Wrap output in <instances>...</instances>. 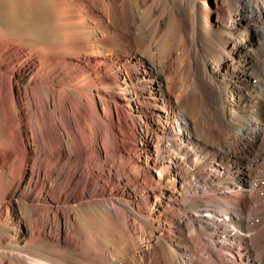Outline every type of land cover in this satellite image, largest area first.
Here are the masks:
<instances>
[{
  "label": "bare ground",
  "instance_id": "bare-ground-1",
  "mask_svg": "<svg viewBox=\"0 0 264 264\" xmlns=\"http://www.w3.org/2000/svg\"><path fill=\"white\" fill-rule=\"evenodd\" d=\"M35 1L45 36L0 28V264H264V0Z\"/></svg>",
  "mask_w": 264,
  "mask_h": 264
},
{
  "label": "rangeland",
  "instance_id": "rangeland-1",
  "mask_svg": "<svg viewBox=\"0 0 264 264\" xmlns=\"http://www.w3.org/2000/svg\"><path fill=\"white\" fill-rule=\"evenodd\" d=\"M201 2L204 13L210 12L215 18L221 2L218 0H201ZM205 2L208 3V8L205 7ZM48 8V5H41L35 0H0V28L37 30L41 36H45L51 18Z\"/></svg>",
  "mask_w": 264,
  "mask_h": 264
}]
</instances>
